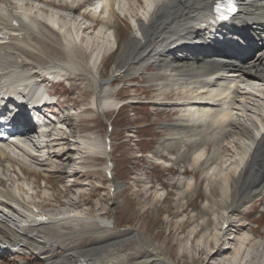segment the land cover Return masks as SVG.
I'll list each match as a JSON object with an SVG mask.
<instances>
[{"label": "bare ground", "instance_id": "bare-ground-1", "mask_svg": "<svg viewBox=\"0 0 264 264\" xmlns=\"http://www.w3.org/2000/svg\"><path fill=\"white\" fill-rule=\"evenodd\" d=\"M0 1L4 5L0 7V33L10 34L8 42L3 43L7 47L8 44H11V47L17 44L26 53L31 52L35 55L44 54L43 47L39 42V36L45 34L43 31L49 32V34L54 33L63 45L65 44L67 47L73 46L72 48L76 49L81 48V45L77 43V40L79 41V31H82L85 35L84 38H86L87 31H95L98 29V33H101L102 36L110 37L114 41L113 45L111 44L109 48L111 51L105 57H102L101 64L98 68V50L103 48L105 43L98 42L94 44L90 42V45H92L95 51L92 52V55H90L91 59L86 64L78 60L80 58L78 55L74 54V57L67 51L69 53V59L51 58V62L45 65L37 64L34 61L36 66L25 72H19L20 65L18 63H8V60L5 59L7 52L1 50L0 91L4 87H8L11 91H14V93L22 97L37 95L44 98L46 97V93L43 91L41 85L37 88V84L41 79L45 81L44 76L48 72L53 73L55 78L68 75V79L71 80L83 76L92 84L93 94L90 109L106 117V111L103 110V107L105 106L109 108L108 110H113V106L115 105L113 98H120L117 94L111 93V91H108L104 95V98H102V93L105 90L113 89L114 85L117 82H121L122 77H124V75L116 73H111L109 76H104L101 73V67L105 59L116 51L117 47L114 49L113 46H118L119 43L117 24H114L113 20L114 17H117L116 13L118 11H121L129 19L132 18V14L127 11L124 12L121 6H119L120 0H109L107 16L102 18L100 17L105 14V11L101 13L82 11L78 14L74 6L66 8L63 5L62 8L64 10H71L70 15L64 16L68 18L69 23L56 22L55 18L58 16L59 18L62 17V14L55 11L59 7L50 0H30L31 3H26L27 0ZM134 1L140 6V13H137L136 16L133 15L136 17L132 18L133 20L135 19L133 26L129 22L130 34L127 42L122 40L125 43H122L123 47L118 57L119 64H124L121 66V69L124 70L127 77H132V79L136 77L141 78L142 75H147L150 70H155L156 72L150 74V76L152 78L154 77V79L156 78L154 82H158L161 89V98L160 100L158 98V102L150 103L164 108H177V106L183 108V112L177 115L176 121L167 125L169 128L168 135L163 142L159 143V147L166 149L167 152L169 150L171 153L174 151L173 149L177 151L176 156L172 155L173 162L170 161L172 167L179 165L183 161H187L188 159L186 160V157H184L185 160L184 158L179 157L178 159L177 157L179 155L183 157L184 154L188 157L191 153L190 148L193 147V162L188 163L189 167L192 169H201L203 175L207 173L204 179L206 178L207 180L206 195L208 206L205 210L207 212H203L202 214L205 218L202 226L206 228V231L211 229L210 224L213 222L209 214L211 213L220 217L218 213L220 210L224 211L222 226L219 229L221 230L219 241L217 240V243L212 244V240L216 237L215 232L214 235H211V233H205L203 235L204 242L206 241L209 247L210 245L212 246L208 256L218 254V252L220 255H227L232 249L230 257L237 258L236 264H256L257 260L255 259L256 255L254 253L257 247L264 249V239L259 244L257 243L258 241L252 243L248 238L236 239V242L232 243L231 241L233 239H226L224 237L226 234L228 235L230 226L232 225V220L227 213L231 214L233 211L241 213L251 208L256 202L264 200V0H239L241 3V11L235 17L236 28L232 34L234 33L235 36L242 37L247 44L241 46V49L229 47L227 43L218 40L217 35L213 34V30L216 27L208 24L210 21L208 14L212 11L216 0H146V3L145 0ZM14 3L16 4L14 5ZM20 3L21 6L18 8L17 6ZM24 5L27 8L25 11L21 10ZM115 5H118V8H115ZM74 12L81 17V20L75 14H72ZM55 15L57 16L55 17ZM55 26L59 27L58 31H56ZM235 42L237 40H234L233 43ZM74 45H79L80 47ZM257 50H259V53L256 55L254 51ZM45 55L49 57L47 54ZM80 59L83 60V58ZM35 76H37V81L34 80ZM243 76H247L251 80H256L248 82V85H251V90L256 92L249 89L245 91L244 88L241 89L238 86L237 80ZM252 82H255V85ZM156 87L158 89V86ZM177 87H182V89L187 88L189 89L188 91L192 90V92L187 96L179 98L181 93ZM119 91L120 89L117 90V92ZM258 93L260 97L257 95ZM170 96L172 98L177 96L179 101L175 103L169 101L168 98ZM136 104L137 102L132 100L130 106ZM51 105H53L52 108L55 112L61 108V104L54 101ZM64 111L66 110L62 111L61 119L57 120L58 124L55 131L63 127L60 125L64 121H62L63 113L64 117H67L65 120H70L68 113ZM168 112H171V110ZM247 112H254L258 117V121L255 122L250 119ZM240 115L244 116L243 119L246 122L240 120ZM19 116V119L12 122L20 124L21 121H27L22 115ZM37 125L42 129V125L46 126L47 124L37 119ZM253 128H255V132L252 131L253 136L251 138H253L251 141L244 140L242 135L250 132ZM67 129L71 134L74 127L70 124L67 125ZM66 132H63V134L58 133L57 136L52 137L51 142L45 147H41L32 137L28 139L29 141L18 138L19 146L14 147L17 150L21 149L20 151L27 157H30L33 162L37 161L36 164L44 162L45 159V161L49 159L50 148L57 142L58 144H64L63 149L67 147V150H65L67 152L76 147V154L80 156L81 152L94 154L101 147L93 143V141L87 139L80 140V138L76 137L72 143L74 147L70 148L69 139L72 135L69 134L66 136ZM18 133L23 134L24 130L19 128ZM39 134L43 141L48 140L47 137L50 136L45 132H40ZM237 142L243 146L244 150L241 152L234 150L229 156V159L236 161L234 167L220 170L221 165L227 164L229 160L220 159L227 157V155H222L221 150H224L230 143L235 148L238 144ZM76 143L79 145H76ZM225 143L227 146H224ZM226 149V151H230V149ZM19 150L18 153H20ZM208 150L212 152L209 153ZM196 151L198 152L196 153ZM7 152L0 147V168L3 170L7 169L4 163L11 166L12 164L18 165V170L21 174L18 180H23L26 183L29 187L28 191L29 189H35V181H30L29 175L27 174V168L24 165L26 163L20 160L22 162L18 164ZM57 152L61 156L60 152ZM155 153H157L156 155H160L156 151ZM37 154L46 157L43 158ZM104 156L112 158L111 152L108 153L103 150L102 157L104 158ZM161 157L163 156L161 155ZM236 158L237 160H235ZM80 159L83 158L76 160L79 161ZM219 159L220 161H218ZM211 164L216 166L211 167V170L207 171V167H210ZM57 166L65 169L67 165ZM28 169L37 171L36 168ZM183 171L185 172V169ZM69 172L71 176H74L75 169ZM192 178L195 179L196 175L194 174ZM10 180L7 179L6 182ZM183 180L185 179L182 177L181 182ZM3 182L4 179L0 178V203L5 208H14L17 212H22V210L17 209L15 207L16 204L18 208L24 209L27 213L25 212L24 215H20L18 212L19 216H22L24 220L30 222V225L22 227L13 221L14 219L8 213L6 214L3 211L5 210L4 208H0V255L5 253L14 254L17 251H20L18 253H22L24 249H29L30 247L34 251L32 252L33 258L41 264H46L45 261H48L47 264H170L169 260L171 257L160 254L159 247L150 243L147 238L141 236L136 230H134L132 237L147 252V255L137 258L133 263L130 261V255L120 251L119 247L122 241L129 238L110 242L105 241L103 244L100 243L86 249H78L77 251L70 249L72 252L68 251L64 255H61L59 252L55 255L49 254L51 248H48V240L44 237L35 239L32 237L35 235H26L23 231L33 227H62L64 224H71V222H77L79 220H85L91 224L98 223L104 225L105 227L103 226L99 229L108 231L113 228L110 225L113 221L107 217V219L88 218L72 214L67 216L61 213L47 214L48 220L39 221L35 218L34 208L40 209V207L36 206L34 204L35 202H26L19 199L20 195L18 193L21 190L24 191L25 188L17 186L16 188L12 187L11 189L9 187L10 189H8L2 185ZM191 182L192 180H188L187 188H182L179 191L180 199L188 194V190L191 189L193 183ZM232 189L233 193L229 195L228 201L220 205L222 195ZM28 191L26 193L29 198ZM8 200L12 201L15 206L10 207V201L7 202ZM16 215L18 214L16 213ZM226 224L228 226L225 228ZM113 226H115V223ZM125 230L118 229L119 232ZM81 231L80 229L77 232ZM230 243L232 246L227 247L226 245ZM250 244H252L253 250L250 253L248 252L246 263H242L240 260L243 259ZM45 248L46 252L44 251ZM45 254H47L46 257L43 256ZM208 258L209 260L210 258L212 259V257ZM223 263L225 262L223 261ZM261 264H263L262 261Z\"/></svg>", "mask_w": 264, "mask_h": 264}, {"label": "rangeland", "instance_id": "rangeland-1", "mask_svg": "<svg viewBox=\"0 0 264 264\" xmlns=\"http://www.w3.org/2000/svg\"><path fill=\"white\" fill-rule=\"evenodd\" d=\"M50 1L57 4V7L59 8H56L55 11L62 14V17L59 18L58 16L55 18V20L59 22L69 23L68 18L64 16L70 15L71 10H64L62 8L63 5H65L63 7L66 8L74 6L78 14L82 11H88V9L82 10V6L78 4L82 0ZM29 2L31 3L30 0L26 1V3ZM120 2H122V5L119 6H121L124 12L127 11L132 14V18H136V14L140 13V6L137 5L134 0H120L119 4ZM3 6V2L0 1V7ZM12 6L14 5L12 4ZM48 8L50 7L48 6ZM22 9L26 10L27 8L24 5ZM107 12L108 11L106 9L104 12L105 14L101 15L100 18L106 17ZM77 13L74 12L72 14H75V16L81 20V17ZM116 14L117 17H114L113 23L117 24L119 43L116 51L105 59L101 67V73L104 76H109L111 73L124 75V77H122V81H127L128 83L124 86V88H121L119 92H117L114 88L103 91L102 98H104V95L108 91H111V93L117 94L119 98L128 96L133 101H136L137 104L131 106V108H124L119 113H114V109L108 110L109 108L104 106L103 110L106 111V117H103L101 115H97V112L91 111L90 109L93 94L92 84L83 76L76 77V79L71 80L70 84L66 81L64 83H60L59 85H50V92L56 94V98H58L61 108L66 110L64 112L68 113V118L70 119L65 120L67 117H64L63 113L62 121H64L60 124L63 127L56 131V133L63 134V132L67 131L66 136H68L70 133L67 129V125L71 124L74 129L70 135L74 137L70 136V148L74 147L72 146V143L74 142L73 139H76V137L80 138V140L87 139L93 141V143L98 146L100 145L101 147L99 146L100 148H98L94 154L81 152L80 156L79 154H76V147L67 152L65 151L67 150V147L63 149L64 144H58L57 142L54 143L55 145L52 146L53 148L51 147L52 149L50 148V153H52H49V159L47 161H45V159L44 162L36 164L37 161L33 162L30 157H27L20 151L21 149H18L20 152L18 153L16 147L4 146L6 148H2L6 152L8 151L7 153H9V155L12 156L18 164L22 161L26 163L24 165L27 168V174L29 175L30 181H35V189H29L28 191L29 187L26 183H24L23 180H18L21 174L16 171L19 168L18 165L15 164H12L11 166L4 163V166H7V169L3 170L0 168V178L4 179L2 185L5 186V188L7 187L8 189H12V187L16 188L17 186L25 188L24 191L21 190V192L18 193V195H20L19 197L26 202H35L34 204L42 208L46 214L61 213L66 214L67 216L72 214L79 215V217L82 216L104 219L107 217L109 220L113 221L110 225H112L115 221L118 229L126 230L119 232L118 229L114 227L108 231H103L99 228H102L104 225H100L98 223L91 224L85 220H79L77 222H71V224H64L62 227H33L23 231V233L26 235L33 234L35 236L32 237L35 239H41L44 237L48 240V248H51L49 254L53 255L57 252L64 255L68 251H71L70 249L77 251L78 249H86L100 243L103 244L105 241L110 242L123 238H129L122 241L119 247L120 251L130 255V261L133 263L137 260V258L147 255V252H145V250L141 248V246H139L136 240L132 237L134 229H136L141 236L147 238L150 243L159 247L160 254L169 255L171 257L169 260L170 264H236L237 258L230 257L232 249L227 254L228 256L226 254L220 255L219 252V255L215 254L208 256L212 246L210 245L209 247L206 241L204 242L203 235L205 233H211V235H214L215 232L216 237L212 240V244L217 243V240L219 241L221 231L219 229L222 226L221 223L223 221L222 218L224 211L220 210L218 213L220 217H217L209 212V217L213 220V222L210 224L211 229L206 231V228L202 226L205 221L202 214L203 212H207L205 210L208 206V199L206 195L207 180L206 178L204 179V176L207 173L203 175L201 169H192L189 167L188 163L193 162V147L190 148L191 153L188 157L185 156V154L183 157H181V155L177 157L178 159L179 157H186V160L188 159L187 161H183L179 165H174L171 169L166 168L171 165L170 161L173 162V156L177 155V151L173 149L174 151H172V153L169 150L167 152L166 149L159 147V143L163 142L168 135L169 128L167 125L176 121L177 115L183 112V108L180 106H177V108H164L150 103L155 101L158 102V98L159 100L161 98V89L158 82H154L156 78L154 79V77L152 78L150 76V74L156 72L155 70H150L147 75H142L141 78L136 77L135 79H132V77H127L125 75L124 70L121 69V66L124 64H119L118 57L123 47L122 43L124 44L127 42L130 34V19L127 16H124L121 11H118ZM56 16L57 15H55V17ZM133 23L135 24V19L133 20ZM97 30L87 31L86 38L83 39L85 42L81 41V37L85 36L81 31L79 33V39L82 45L81 48L77 49L72 48L73 46L67 47V45H63L61 40L57 38L54 33L49 34V32L43 31L45 34L39 36V42L45 53L39 55L32 54L31 52L26 53L20 46H17V44H14L15 46L12 47L11 44H8L7 47V45L3 44L8 41L6 39L7 36L5 33H0V45H4H2L3 48L0 46V51L2 50L7 52L5 54V59L8 60V63L16 62L20 65L19 72H25L30 68H34V66H36L34 61L37 62V64L40 63L45 65L51 62V58L69 59V53L74 57L75 55H78L80 58H83V60L80 58L78 60L83 61L86 64L88 63L87 61L91 59V56H88L90 55L88 48L91 50L94 49L92 45H90V42H93L94 44L98 42L102 44L105 43L103 45L104 47L101 48L103 52H105L103 55L104 57L109 51H111V49H109L111 47L110 45H113L114 43L112 38L105 35L102 36V34L98 33ZM43 36H45V38H43ZM107 44L109 45L107 46ZM74 46L79 47V45ZM85 51H87V54ZM45 54H47L50 58ZM6 69L8 68L6 67ZM252 83L255 85V82ZM123 84H125V82H119L115 85V88L117 89ZM156 86H158V89ZM177 89L181 93L179 98L187 96L191 94L190 92H192V90L188 91L189 89L187 88L182 89V87H177ZM177 98V96H174V98L170 96L168 99L169 101L175 103L179 101ZM165 101L169 102L168 100ZM64 103H67V105L64 106ZM142 103H145V106ZM169 110H171V112H168ZM240 114L242 115V113ZM247 114H249L248 117H250L253 121H258V117L254 112H247ZM241 115L239 116L241 117L240 120L246 122L243 119L244 116ZM112 119V124L114 123V133L112 134L114 139V153L112 158L115 163V177L113 183L115 185V190L113 193H110V184L105 181L106 177L102 172L105 165V161L102 156L103 149L105 147L104 136L107 132L106 124L109 122L108 120ZM142 124H145V126L148 125L145 127L146 129L143 128L144 126H142ZM254 129L255 128L245 135H242L244 140L248 142L251 141L253 138H251V136H253L252 131L255 132ZM237 143L238 146L236 145L235 148L232 147L233 144L230 143L227 146L225 143L224 146H227L226 148L230 149V151H226V148V150H221L222 155H227V157H222L220 159H229V156L234 150H238L239 152L243 151V146L239 142ZM76 145L79 144L76 143ZM45 150L47 151V149ZM57 151L60 152L61 156ZM155 151L160 153V155H156L157 153H155ZM197 152L198 151H196V153ZM208 152L211 153L212 151L208 150ZM161 155L164 158L161 157ZM151 156H153L156 160L151 158ZM79 158L83 159H80L79 161L76 160ZM220 159L218 161H220ZM235 160H237V158ZM228 161L227 164L221 165L220 170L234 167L236 161H234V159H229ZM158 162L160 164H158ZM63 164L67 165L65 169L57 166H63ZM213 166L216 165L211 164L210 167H207V171L211 170V167ZM28 168H36L37 171L32 169L29 170ZM74 169V176H71L69 171H73ZM184 169L186 173L183 171ZM135 171H138L136 175ZM194 174L196 175L195 179L192 178ZM182 177L185 179L183 182H181ZM151 178L154 181H152ZM7 179L11 180L6 182ZM44 180L46 181V184L44 183ZM188 180H192L193 182H191L192 190H188V194L180 199L179 191H181L182 188H187ZM26 191L29 193V198ZM232 193L233 189L226 194H223L222 199L220 200V205H223L225 201H228L227 199ZM9 201L10 200L7 202ZM9 203L10 207L15 206L12 201ZM0 204L3 206L2 203ZM1 205L0 207L4 208L5 210L3 211L6 212V214L9 213V216L15 217L17 216L16 213L18 215L20 213L21 215V212L18 211V213L14 208H5V206L2 207ZM15 207L18 208V205L16 204ZM227 214L232 220V225L230 226L228 235L226 234L224 238L233 239L231 241L232 243L236 242L235 240L240 238H248L252 243L254 241L255 243L258 241V244L263 241L264 200L256 202L251 208L246 211H242L241 213L233 211L231 214ZM250 223L252 226H250ZM15 225L19 226L18 224ZM80 229L82 231L77 232ZM230 245L232 246L231 243L226 246L228 247ZM46 248L44 249L45 252ZM256 249L257 250L254 253L256 255L255 259L257 260L256 264H261V261L264 264V249L258 247ZM252 250L253 246L250 244L243 259L240 260L242 263H246L245 261L248 258L246 256H248V252L250 253ZM18 252L20 251H17L14 254H1L0 263L23 264L22 262L24 259V264H41L33 258L34 256L32 252L34 251H32L30 247L29 249H24L23 253ZM43 256L46 257L47 254ZM208 257H212V259L210 258L209 260ZM71 258L73 259L72 255ZM74 259L76 258L74 257ZM43 261L45 260L43 259ZM223 261L225 263H223ZM45 262L47 264L48 261Z\"/></svg>", "mask_w": 264, "mask_h": 264}]
</instances>
